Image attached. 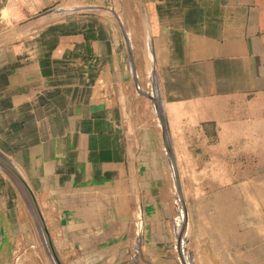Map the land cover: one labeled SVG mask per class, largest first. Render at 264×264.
<instances>
[{
	"label": "crops",
	"instance_id": "0c3cea01",
	"mask_svg": "<svg viewBox=\"0 0 264 264\" xmlns=\"http://www.w3.org/2000/svg\"><path fill=\"white\" fill-rule=\"evenodd\" d=\"M86 1L0 0V157L30 188L48 235L23 186L0 164V264H126L133 200L144 210L143 250L169 248L164 160L153 159L161 157L153 148L124 146L122 133L108 128L121 122L123 101L135 103L131 90L130 100L108 102L101 85L105 76L125 75L128 7L136 14L126 21L133 48L136 30H144L164 138L172 142L167 156L184 174L214 172V141L221 155L236 157L238 142L249 151L251 125L264 136V0ZM85 6L121 13V22L83 15ZM108 45L120 68L91 73L83 106L89 68L80 65ZM247 105L251 113L243 114Z\"/></svg>",
	"mask_w": 264,
	"mask_h": 264
},
{
	"label": "rangeland",
	"instance_id": "374dc122",
	"mask_svg": "<svg viewBox=\"0 0 264 264\" xmlns=\"http://www.w3.org/2000/svg\"><path fill=\"white\" fill-rule=\"evenodd\" d=\"M86 2L91 6L98 4L96 1L92 2V0ZM105 8L85 6L84 11L81 13L104 20L114 19L121 22V13L111 12V10ZM128 9L130 10L129 7ZM129 10H126L123 16L125 28L122 36L123 43L121 44L122 57L125 58L123 62L125 68L123 75H125L118 77L105 76L101 85H107L105 96L108 102L116 101V98L118 102H121V99L123 101L127 96L130 100L131 97L128 91L131 90L130 93L135 103L132 107H127L123 101V105L119 109L122 117H120L121 122L120 120H116V123L112 121L109 123L108 128L112 127L114 134L115 132L119 135L122 133L121 138H123L124 146L128 145L130 149L137 153L141 149L153 148L161 155V157L155 155L153 159H156L157 163L164 160L163 163L168 177L167 193H169V196H164V199L169 202V210L166 215H169L170 242L169 248L165 252L156 250L154 253L147 254L143 250L146 220L142 204L136 205L133 200V218L131 219L133 250H131L126 264H214L215 262L216 264H257L261 260L259 264H263L264 227L262 226H264V220L262 218H264V209L262 208H264V195H259V193L264 194V136L262 135V138L259 139V134H255L261 128L258 125L250 126L251 131L255 132L252 133L251 140L247 142L250 145L249 151L241 147L242 141L238 142L236 144L240 148L235 149V152L239 153L236 157L221 155L220 149L217 148L218 142L214 141V172L184 174L181 171L182 164L179 163L178 158L173 155L167 156L169 151L172 154V142H168L164 138V119L160 94L157 91L152 69L148 67L145 44H142L140 36L142 33L144 34V30H136L139 33V41L133 48L132 36H130L131 30L127 28L126 21L130 23L132 16L136 19V14H132ZM107 33L110 36L111 29L108 28ZM17 39V33H12V40L17 41ZM114 50L113 45H108L105 55L102 54L100 58H91L90 61L81 63L80 69L89 68L85 71L86 75H84L82 86L83 106L86 104L88 95L86 88L88 80L90 78L94 79L93 76L89 77L91 73L96 70L112 71V69L120 68V60L114 54ZM132 58L136 61H133ZM77 67L79 66L77 65ZM114 86L117 90H114ZM126 90L128 91L125 92ZM241 111L243 114L251 113L248 105L246 109ZM114 134L111 135L114 136ZM108 144L115 147V144L118 145V141L113 139ZM223 144L225 147L222 149L225 150L228 144L229 149L231 148L230 143L226 144L224 142ZM246 152H249V154L243 155ZM141 159L143 158L141 157ZM15 167L17 168L16 165ZM162 178L161 180H163ZM248 182L251 184H248ZM252 189H255V192ZM213 196L214 206L208 204ZM223 196L227 198L226 204L222 202ZM159 197L162 199L161 196ZM164 205L167 209V204ZM245 219L247 220L245 221ZM210 224L212 228H204L210 226ZM197 242L199 243L197 244Z\"/></svg>",
	"mask_w": 264,
	"mask_h": 264
},
{
	"label": "water",
	"instance_id": "95a60500",
	"mask_svg": "<svg viewBox=\"0 0 264 264\" xmlns=\"http://www.w3.org/2000/svg\"><path fill=\"white\" fill-rule=\"evenodd\" d=\"M0 164L5 167L10 173L11 175L23 186L24 190L27 192L31 202H32V205H33V208H34V211L35 213L37 214L38 218H39V222L41 224V227L44 231V233L47 235V231H46V228H45V225H44V222H43V219H42V216H41V213L37 207V204H36V201H35V198H34V195L33 193L31 192L30 188L27 186V184L25 183V181L21 178V176L8 164L6 163L1 157H0ZM47 240L49 242V237H47Z\"/></svg>",
	"mask_w": 264,
	"mask_h": 264
},
{
	"label": "bare ground",
	"instance_id": "6f19581e",
	"mask_svg": "<svg viewBox=\"0 0 264 264\" xmlns=\"http://www.w3.org/2000/svg\"><path fill=\"white\" fill-rule=\"evenodd\" d=\"M248 184H251V183L248 182ZM251 186H252V185H251ZM239 187H240V186H239ZM254 187H255V186H254ZM233 188H234V187H233ZM240 188H241V187H240ZM250 188H251V187H250ZM252 188H253V186H252ZM262 188H263V187H262ZM252 190L255 192V189H252ZM261 190H262V189H261ZM261 190H260V191H261ZM227 192H228V191H227ZM229 192H230V191H229ZM233 192H234V191H233ZM239 192H240V191H239ZM242 192H243V191H242ZM251 192H252V191H251ZM261 192H262V191H261ZM231 194H232V193H231ZM242 194H243V193H242ZM246 194H247V193H246ZM250 194H251V193H250ZM253 194H254V193H253ZM227 195H228V194H227ZM232 195H234V194H232ZM232 195H231V196H232ZM259 195H262V196H263L264 194H263V193H262V194L259 193ZM220 196H221V195H220ZM224 197H225V196H224ZM260 197H261V196H260ZM248 198H249V197H248ZM239 199H240V198H239ZM243 202H244V201H243ZM249 202H251V201H249ZM263 202H264V201H263ZM244 203H245V202H244ZM260 203H261V202H260ZM248 204H249V203H248ZM248 204H247V206H248ZM263 204H264V203H263ZM198 205H199V204H198ZM238 205H240V204H238ZM234 206H235V205H234ZM242 206H243V205H242ZM261 206L263 207V205H261ZM243 207H244V206H243ZM243 209H244V208H243ZM262 209H264V208H262ZM220 210H221V209H220ZM222 210H223V209H222ZM234 210H236V209H234ZM240 210H241V209H240ZM218 211H219V210H218ZM199 212H200V211H199ZM232 212H233V211H232ZM200 213H201V212H200ZM219 213H220V212H219ZM215 214H216V213H215ZM232 214H233V213H232ZM247 214H248V213H247ZM212 216H213V215H212ZM240 216H241V215H240ZM235 218H236V217H235ZM261 218H262V216H261ZM238 219H239V218H238ZM262 219L264 220V218H262ZM232 220H233V219H232ZM246 220H247V219H245V221H246ZM226 221H227V220H226ZM138 223H139V222H138ZM242 223H243V221H242ZM235 224H236V223H235ZM235 224H234V225H235ZM246 224H247V223H246ZM197 225H198V224H197ZM247 225H248V224H247ZM254 226H255V225H254ZM257 226H258V225H257ZM259 226H261V225H259ZM242 227H243V226H242ZM262 227H264V226H262ZM262 227H261V228H262ZM244 228H246V227H244ZM248 229H249V228H248ZM259 229H260V227H259ZM231 230H232V229H231ZM238 230H239V228H238ZM209 231H210V230H209ZM252 231H253V230H252ZM254 231H255V230H254ZM256 231H257V230H256ZM258 231H259V230H258ZM263 231H264V229H263ZM226 232H227V231H226ZM218 233H219V232H218ZM221 233H222V232H221ZM227 233H228V232H227ZM243 233H244V232H243ZM245 233H246V232H245ZM262 233H263V232H262ZM246 234H247V233H246ZM251 234H252V233H251ZM263 234H264V233H263ZM218 235H219V234H218ZM222 235H223V234H222ZM228 235H229V234H228ZM248 235H249V233H248ZM252 235H253V234H252ZM254 235H255V234H254ZM258 236H259V235H258ZM263 236H264V235H263ZM223 237H224V236H223ZM232 237H233V236H232ZM255 237H256V236H255ZM255 237H254V238H255ZM225 239H226V238H225ZM258 239H259V238H258ZM199 240H200V239H199ZM253 240H254V239H253ZM261 241H262V240H261ZM223 242H224V241H223ZM225 242H226V241H225ZM258 242H259V241H258ZM198 243H199V242H197V244H198ZM227 243H228V242H227ZM259 243H260V242H259ZM259 243H258V244H259ZM232 244H233V243H232ZM198 247H199V246H198ZM225 247H226V246H225ZM256 247H257V246H256ZM210 248H211V247H210ZM212 248H213V247H212ZM261 248H262V247H261ZM261 248H260V250H262ZM263 248H264V247H263ZM258 249H259V248H258ZM197 251L200 252L198 249H197ZM212 252H213V251H212ZM257 252H258V250H257ZM257 252H256V253H257ZM194 253H195V252H194ZM216 253H217V252H216ZM192 254H193V253H192ZM196 254H197V252H196ZM213 254H214V253H213ZM218 254H219V253H218ZM259 254H260V253H259ZM193 256H194V255H193ZM217 258H218V257H217ZM223 260H224V259H223ZM261 261H262V260H261ZM261 261H260L259 263H261ZM197 262H198V261H197ZM214 262H215V261H214ZM238 262H239V261H238ZM239 263H241V262H239ZM259 263H257V264H259ZM262 263H263V262H262ZM214 264H216V262H215ZM263 264H264V263H263Z\"/></svg>",
	"mask_w": 264,
	"mask_h": 264
}]
</instances>
